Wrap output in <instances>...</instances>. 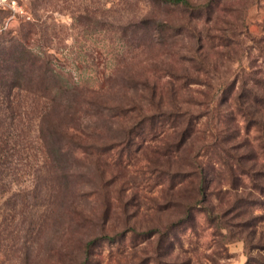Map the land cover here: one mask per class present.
Instances as JSON below:
<instances>
[{
	"label": "rangeland",
	"instance_id": "374dc122",
	"mask_svg": "<svg viewBox=\"0 0 264 264\" xmlns=\"http://www.w3.org/2000/svg\"><path fill=\"white\" fill-rule=\"evenodd\" d=\"M39 1L40 6L38 0L21 1L27 11L24 17L11 19L7 11L0 14V56L8 51L19 56L22 44L34 62L18 79L31 89L17 90L13 96L23 101L29 114L22 123L33 132H28L27 147L32 157H24L19 168L28 164L38 176L19 177L31 188L10 186L11 192L0 198V264H84L89 240L122 232L124 236L118 242L99 241L87 264H264V195L251 187L248 177L234 188L229 184V172L218 163L220 158L214 150L222 151L221 144L209 132L226 140L232 155L246 152L250 146L245 137L251 140L253 134H247V125L239 117L225 123L220 118L205 137L203 132L209 124L201 114L206 109L187 99L191 89L203 88L200 85L181 88L177 101L184 112L190 109L197 121L193 149L201 151L198 161L211 174L207 201L193 212L187 225L169 229L172 223L183 220V205L195 193L189 182L172 177L176 171L189 168V159L171 148L167 150L166 142H174L176 129L150 124L157 104L150 100L148 88L167 84L165 72L160 70L182 73L184 68L176 66L175 57L163 55L165 60H160L161 50L157 47L138 50L119 39L120 34L110 27L117 30L119 25L150 13V17L178 25L185 15L150 6L148 0ZM202 20L200 28H208L211 34L226 37L231 30L241 34L239 45L233 48L234 60L240 57L239 52L243 55V66L251 64L247 57L259 54L254 51V38H264V0L256 4L250 0H222L209 18L204 16ZM22 34L28 36L25 43ZM175 40L182 45L187 42L184 37ZM215 44L205 46L208 62L223 71L237 69L238 62L223 63L224 47ZM46 56L52 60L50 67L59 85L79 89L75 101L68 98L74 102L67 104L80 108L77 111L72 107L68 112L60 109L55 119L53 115L50 118L64 149L58 154L57 143H52L45 130L43 135L48 136L55 161L48 162V170L40 173L37 169L44 165L42 140L33 142L40 124L39 119L35 120L34 104L41 108L43 102L39 91ZM144 83L149 84L148 88L143 89ZM5 95L7 89H0V104ZM65 99L61 97L62 103ZM171 103L175 102L166 96L162 106L167 109ZM16 125L8 120L10 137ZM80 131L91 136L87 142L99 148L74 150L68 140L82 137ZM212 141L217 147L208 146ZM104 145L115 147L100 148ZM233 167L237 174L238 166L234 163ZM63 172L64 178L60 176ZM53 185L58 192H52ZM152 228L160 229L166 238H145Z\"/></svg>",
	"mask_w": 264,
	"mask_h": 264
},
{
	"label": "trees",
	"instance_id": "16d2710c",
	"mask_svg": "<svg viewBox=\"0 0 264 264\" xmlns=\"http://www.w3.org/2000/svg\"><path fill=\"white\" fill-rule=\"evenodd\" d=\"M221 1L148 0L150 6L159 5L170 11L176 10L185 15V18H182L178 25H173L166 19L150 17L152 15L150 13L138 21L133 20L119 25L117 30H114V27H110L115 33L120 34L119 39L124 40L129 45L135 46L138 50L157 47L161 50L160 60H165L163 55L166 57L168 55L169 58L175 57L176 66L184 68L182 73H177L171 69L160 70L161 72H165L163 75L167 81L165 86L148 88V83H144L145 85H143V89L146 87L150 90V100L157 104V112L150 118V124L152 126L161 124L159 125L161 127L169 125L176 129L175 135L172 138L174 142H169V139L166 142L167 150L171 148L176 154L186 156L189 159L187 164L189 168L186 171H176L172 174V177L175 181L189 182L195 195L191 196L188 200L189 202L183 205L185 217L183 220L172 223L169 226L171 230L187 225L189 223L188 218L192 217L193 212L197 209H202V205L207 201V185L211 175L206 173V168L198 161L201 156V151H195L193 149L195 141L197 140V136L193 137V135L197 132L198 126L196 124L197 121L192 118L193 113L190 109L184 112L177 101L179 91L182 90L181 88L187 90L197 85L203 87L201 89H191L187 99L190 104L194 102L206 109L205 113L201 114V118L207 117L209 124V128H206L203 132L205 137H209L207 132L210 131V126L212 127L220 118L225 123V121L232 120L233 118L237 121L239 117L240 122L246 123L247 134H253L251 140L245 137L247 139L245 141L250 146L246 150L247 153L240 148V151H242L240 154H229L233 149L229 147L230 145L226 144V140H222L218 134L215 135L212 131L209 134L211 133L213 137L217 140L219 139L218 141L221 144L222 151L214 148L217 145L213 141L208 146L214 148L219 155L220 161L218 163L227 168L232 181L229 184L233 188L235 185L239 186L243 182V177H248L251 187L264 195V38H262V41L261 39L254 38V44L257 47V49L254 48V51H258L259 54H252L251 59L247 57V60L251 63L249 66H243V55L240 52V57L234 60L233 47L239 45L238 39L241 35L237 30L229 31L225 37L222 34H211L210 30L206 27L200 28L201 23L203 25L202 18L204 16L209 18L210 14L214 12V6L217 7ZM250 1L252 4L258 3V0ZM38 5H41V1L39 0ZM111 25L113 26V24ZM179 37H184L187 42L183 45L180 44L175 40ZM20 38L24 42L28 36L27 34H22ZM209 43L211 45L216 43L215 45L224 47V54H221V57L226 56L225 58L229 61L223 59V63L238 62V68H229L227 71H223L216 69L213 64L209 63L208 57L205 55V46L207 44L209 46ZM21 46H23V50L22 52L20 51L21 54L17 57H14V52L12 51L5 52L0 56V89H3V91L7 89V95L4 96V101L0 104V198L4 197L6 193L11 192L10 186L16 185L19 188L21 186L31 188L30 184L22 182L19 177H27V175H33L34 178L38 177L32 173L33 169L28 164H23L22 168H19L24 157L25 159L26 157H32V154L28 156L29 153H27V150H29L27 147L30 141L28 132L31 129L30 127H25L22 123L24 116H28L29 114L28 110L23 105L21 99L13 96V92L17 90L22 91L25 88L28 90L31 89L30 86L20 84L18 79L19 74L24 69L34 66V62L28 54L29 50L25 45L21 44ZM259 60H261L260 63ZM43 64L44 66L41 69L43 84L39 91L41 93L39 97L43 99V102L41 108H37L34 104L37 112L35 120L39 119L40 124L37 125L39 129L36 131L33 139L35 143H39L42 140L40 142L42 147L40 152L42 154L43 166L45 167L42 166L40 169H37L40 173L43 169H47L48 162L51 160L55 161V157L52 155L48 144V136L43 135V132L45 130L48 131L53 139L52 143L55 140V143H57V152L61 155L64 149L63 142L62 140H58V131L55 129L56 125L52 123L50 118L52 119L53 115L55 119L56 112L59 114L60 109L66 110L67 112L72 109L73 105L70 103L67 104V101L74 102L76 93L79 92V89H68L59 85L50 67L52 60L49 56L45 57ZM51 81H54L53 84ZM62 96L66 98L63 103L61 100ZM166 96L170 101L175 102L173 104L171 103V107L167 109L162 106ZM68 98H72L74 101ZM73 108L79 111L80 106L79 108L77 106ZM21 115L23 116L21 117ZM8 120H10L11 125L13 123L17 124L13 137H10V133L6 130ZM47 124H50V129L49 127L47 129L45 128ZM20 125H23V128H19ZM180 125L183 126L179 128ZM74 129L79 130L76 127ZM129 137L132 140L130 134ZM64 138L63 136L62 139ZM75 140H68L69 143L72 141L71 145L74 150L87 152L91 148H99L93 147L87 142V140H91V136L85 132H82V137ZM125 141V145L130 142L129 139ZM110 147L115 146L104 145L100 148L110 150ZM234 163L239 168L237 174L233 167ZM27 169H29V173ZM52 172L54 174L58 173L55 168H53ZM60 176L64 178L66 174L63 172ZM18 191L21 192V189H18ZM35 192L34 198H37L39 193L36 187ZM52 192H58L55 185H53ZM176 205H180V203H176ZM206 212H211V210L207 209ZM133 232H135V229H132ZM144 235L147 239L159 237L163 240L167 234L158 228H152L146 231ZM123 236L124 232L114 236L103 235L99 238L89 240L85 246V260L83 263L87 264L90 260L99 241L110 243L118 242Z\"/></svg>",
	"mask_w": 264,
	"mask_h": 264
},
{
	"label": "built area",
	"instance_id": "2783aa9c",
	"mask_svg": "<svg viewBox=\"0 0 264 264\" xmlns=\"http://www.w3.org/2000/svg\"><path fill=\"white\" fill-rule=\"evenodd\" d=\"M22 0H0L1 12H10V18L15 19L17 16L24 17L27 15L25 6L21 3Z\"/></svg>",
	"mask_w": 264,
	"mask_h": 264
}]
</instances>
